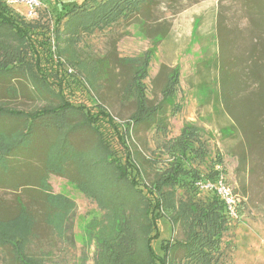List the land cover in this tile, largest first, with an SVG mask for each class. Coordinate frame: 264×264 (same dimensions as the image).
Returning <instances> with one entry per match:
<instances>
[{"label":"trees","instance_id":"trees-1","mask_svg":"<svg viewBox=\"0 0 264 264\" xmlns=\"http://www.w3.org/2000/svg\"><path fill=\"white\" fill-rule=\"evenodd\" d=\"M53 2L52 37L46 46L39 44L49 56L55 53L60 59L72 60V65L78 63L74 45L80 35L120 20L137 24L144 33H155L154 39L168 35L165 28L159 35L152 31L143 18L155 0ZM31 21L0 0V189L14 191L18 204V212L5 217L0 203V249H7L19 264H48L44 256L28 251L36 225L33 209L40 207L53 230L63 234L65 220L74 208L65 195L52 192L48 177L55 174L66 178L101 212L86 225L87 243L94 246V264H224L222 237L232 220L219 195L197 185L215 183L220 174L226 177L222 155L210 145L213 131L186 121L176 136L167 137L168 108L176 112L173 98L179 86L178 68L160 63L155 79L163 83L153 92L155 98H149L147 58H118L130 70L122 94L134 103L129 117L118 125L105 106L97 104V111L92 112L67 100L61 89L52 88L39 67L33 38L39 32ZM219 57L222 64L227 63L228 57ZM214 62L220 69L219 59ZM223 68L222 88L213 93L212 102L219 108L215 114L227 122L220 132L241 136L235 169L243 190L237 202L239 218L252 174L259 168L264 177V81L254 94L239 97L228 92L236 88L234 72L230 75L227 65ZM20 97H28L35 106L19 108L14 102ZM239 100L253 106L247 110L251 113L244 112ZM238 105L240 110H235ZM101 121L115 131L125 150L122 157L113 152ZM141 127L154 128L163 136L157 148L165 156L164 163L146 158L131 139ZM249 151L257 152L259 158L250 157ZM150 168L151 177L146 179ZM260 202L264 204V196ZM161 218L178 227L181 237L161 240L157 252L152 242L159 237L157 220ZM86 260L83 256L79 264Z\"/></svg>","mask_w":264,"mask_h":264},{"label":"rangeland","instance_id":"rangeland-1","mask_svg":"<svg viewBox=\"0 0 264 264\" xmlns=\"http://www.w3.org/2000/svg\"><path fill=\"white\" fill-rule=\"evenodd\" d=\"M37 1V16L31 22L38 28L39 34L33 38L39 54V67L54 90L61 89L67 100L83 104L92 112L97 111V104L105 106L120 125L134 110V103L122 94L121 87L130 70L120 64L118 58H147L148 77L145 84L149 98H155L153 92H157L163 83V79H155L160 63L163 61L170 67H177L179 86L173 98L176 112L168 108L167 137L176 136L186 121L199 126L205 123L214 125L216 129H211L210 145L222 155L228 186L237 200L242 198L243 190L235 178L241 136L221 133L220 126L227 122L216 114L207 113L206 107L214 100L213 93L220 86L222 88L220 70L223 66L227 65L226 71L230 75L234 72L236 88L228 90L230 93H236L239 97L254 94L263 84L264 0H155L148 16L143 18L153 28L152 31L156 30L159 35L165 28L170 31L168 35L154 39L152 34L155 33H144L137 24L120 20L105 29L80 35L74 45L78 63L73 65L72 60L60 59L55 53L49 56L47 50L40 46L39 43L45 44L52 37L55 11L54 0ZM59 1L68 3L79 0ZM15 9L24 13L26 5H17ZM219 30H222L221 49ZM50 42L53 43V39ZM219 56L228 57L225 60L227 63L222 64ZM218 59L220 69L213 63ZM194 70L197 72L195 75ZM14 104L23 109L35 106L28 97H20ZM239 105L244 112L249 107L253 108L248 101L239 100ZM239 105L235 110H240ZM100 127L113 152L122 157L125 150L115 131L104 121H101ZM131 139L146 158L154 159L158 165L164 163L165 156L159 155L157 148L163 136L157 134L154 128H138ZM248 153L254 159L259 158L257 152ZM151 173V168L147 169L145 178H150ZM48 182L52 192L65 195L74 203V208L65 220V232L60 234L53 230L51 222L45 220L43 210L35 207L33 214L36 225L29 242V253L44 256L48 264H79L83 256L87 258L85 264H94V246L87 243L86 225L91 218L99 217L101 212L66 178L50 174ZM262 196L264 177L257 168L251 176L248 193L243 197L242 216L231 218L229 229L223 234L221 248L225 253L224 264H264ZM0 203L3 216L10 217L18 212L14 191L0 189ZM157 227L159 237L152 242L157 252L161 240L181 237L179 228L172 226L165 218L157 220ZM0 264L19 263L4 248L0 249Z\"/></svg>","mask_w":264,"mask_h":264},{"label":"built area","instance_id":"built-area-1","mask_svg":"<svg viewBox=\"0 0 264 264\" xmlns=\"http://www.w3.org/2000/svg\"><path fill=\"white\" fill-rule=\"evenodd\" d=\"M5 2L13 7H16L17 5L20 4L26 5V10L23 13V15L27 19H35L37 16V9L39 6V2L37 0H5ZM217 168L219 169V167ZM197 185L201 189L214 190L223 201L229 218H236V219L238 218L237 197L233 192V190L228 186L225 177L222 174H220L219 178L215 183L199 182L197 183Z\"/></svg>","mask_w":264,"mask_h":264},{"label":"crops","instance_id":"crops-1","mask_svg":"<svg viewBox=\"0 0 264 264\" xmlns=\"http://www.w3.org/2000/svg\"><path fill=\"white\" fill-rule=\"evenodd\" d=\"M170 32V31H169ZM168 32V33H169ZM161 63H165L166 64V62H161ZM199 63V62H198ZM168 65V64H167ZM195 73H197L196 72V70H194L193 71V75H195ZM218 105H215L213 102H211L209 105H207V107H206V112L207 113H209V114H212V115H214L217 111H219V108L217 107ZM203 126L206 128V129H213V130H215L216 128H215V126L214 125H212V124H209V123H205V124H203Z\"/></svg>","mask_w":264,"mask_h":264}]
</instances>
